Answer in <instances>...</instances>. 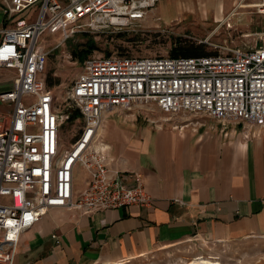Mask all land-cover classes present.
Here are the masks:
<instances>
[{
    "label": "built area",
    "instance_id": "obj_1",
    "mask_svg": "<svg viewBox=\"0 0 264 264\" xmlns=\"http://www.w3.org/2000/svg\"><path fill=\"white\" fill-rule=\"evenodd\" d=\"M158 3H7L3 13L9 23L33 8L35 14L3 29L0 42V68L17 72L13 89L0 94V103L9 108L0 112V264H14L22 234L50 210L92 214L152 206L143 177L133 174V185H127L122 173L113 171L96 149L104 113L155 104L166 114L264 125V45L248 51L220 47L215 55L187 58L93 57L84 62L71 95L82 126L73 143L64 147L63 125L70 116L60 112L46 83L51 51L43 36L50 33L65 40L79 33L120 32L145 20ZM247 5L264 15V0ZM80 171L87 175L82 190L77 185ZM53 239L60 244L58 236Z\"/></svg>",
    "mask_w": 264,
    "mask_h": 264
},
{
    "label": "crops",
    "instance_id": "obj_2",
    "mask_svg": "<svg viewBox=\"0 0 264 264\" xmlns=\"http://www.w3.org/2000/svg\"><path fill=\"white\" fill-rule=\"evenodd\" d=\"M10 1L0 0V42L3 29L35 14L33 8L9 23L3 12ZM242 3L197 2L213 6L218 21L230 11L228 17L234 16ZM16 79L15 70L0 68V94L12 90ZM7 110L0 103V112ZM96 149L127 185L133 174L143 177L152 206L92 214L50 210L22 234L14 264H137L183 243L203 244L198 252L202 246L240 252L227 263L215 256L220 264H264V125L134 104L104 113ZM203 262L213 261L194 264Z\"/></svg>",
    "mask_w": 264,
    "mask_h": 264
},
{
    "label": "rangeland",
    "instance_id": "obj_3",
    "mask_svg": "<svg viewBox=\"0 0 264 264\" xmlns=\"http://www.w3.org/2000/svg\"><path fill=\"white\" fill-rule=\"evenodd\" d=\"M198 1L159 0L157 8L151 11L145 20L120 32L79 33L65 40L59 35L46 33L42 42L51 53L45 79L57 97L60 112L64 116H71L70 113L75 109L71 98L72 90L84 70V63H80L75 54L90 43H93L95 49L89 58L107 57L109 54L110 57H170L173 49L186 44L201 46L202 51L212 54L220 53V47L248 51L264 45V15L257 14L254 9H248L253 8L247 5L253 0H245L246 3H242L239 10L235 8L237 10L234 16L228 17L230 11L219 21L213 6L199 5ZM81 126L80 119L65 121V148L73 143ZM86 179L85 174H80L78 183L84 184ZM201 245L203 244L194 246L183 243L166 247L137 264H194L201 259L213 262L200 264H215L214 262L218 261L215 256L227 263L235 260L240 254L224 253L210 246H202V250L198 252L196 247ZM196 253L204 256L194 257Z\"/></svg>",
    "mask_w": 264,
    "mask_h": 264
},
{
    "label": "trees",
    "instance_id": "obj_4",
    "mask_svg": "<svg viewBox=\"0 0 264 264\" xmlns=\"http://www.w3.org/2000/svg\"><path fill=\"white\" fill-rule=\"evenodd\" d=\"M95 49V46L93 45V43L87 44L85 46V48L76 53V59L80 62V63H84L89 57L90 55L93 53ZM201 46H195L194 44H190V45H185V46H179L178 48H175L172 50L170 57L172 58H187V57H201V56H206V55H215L217 53H206L204 51H202ZM110 57V54L107 56ZM80 117V113L78 110H74L70 116V120L74 121L77 118Z\"/></svg>",
    "mask_w": 264,
    "mask_h": 264
}]
</instances>
